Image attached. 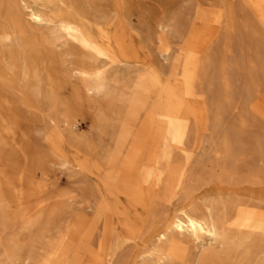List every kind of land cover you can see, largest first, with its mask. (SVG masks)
I'll list each match as a JSON object with an SVG mask.
<instances>
[{
	"label": "bare ground",
	"instance_id": "obj_1",
	"mask_svg": "<svg viewBox=\"0 0 264 264\" xmlns=\"http://www.w3.org/2000/svg\"><path fill=\"white\" fill-rule=\"evenodd\" d=\"M132 5L0 0V264H264V0H205L181 15L161 39L168 63ZM122 66L142 70L145 87L124 106L134 77L121 81ZM19 106L46 110L47 124ZM90 110L117 127L113 153L84 149ZM35 129L49 155L24 168L6 135ZM53 160L101 178L72 230H47Z\"/></svg>",
	"mask_w": 264,
	"mask_h": 264
},
{
	"label": "rangeland",
	"instance_id": "obj_2",
	"mask_svg": "<svg viewBox=\"0 0 264 264\" xmlns=\"http://www.w3.org/2000/svg\"><path fill=\"white\" fill-rule=\"evenodd\" d=\"M121 1L125 5L126 0ZM170 1L173 3L172 6H166L164 0H132V12L129 14L134 25L142 30L145 36L149 35L154 45L155 58L164 63L169 61L165 60L160 53L161 39L171 40L176 34L175 27L178 18L181 15H192L196 7L205 0ZM161 22L169 25L163 27ZM0 70H3L2 66H0ZM130 72L134 78L127 84V93L119 101L121 106H124L126 101L133 100L140 92L145 91V87L138 88L139 86H137L143 73L138 67L122 66L118 77L121 81H125ZM18 109L23 120L28 117L31 122L35 121L39 125L47 124L48 113L46 110L27 106H19ZM113 117L116 123L123 118L119 112H114ZM79 127L80 136L86 137V140L83 141L85 150L90 148V152L97 153L100 156L105 151H109V153L115 151L117 127H107L102 124L93 110H90L87 115L79 116ZM40 135V129L33 130L26 137H23L21 133H18L16 138L9 134L6 135L9 141L8 150L21 158L24 168L29 162L31 153L39 151L41 154L49 155L48 147ZM85 143L89 145V148L85 147ZM51 165L53 166L50 174L51 178L46 186L47 191L52 195L48 205V211L51 215L47 230L75 229L85 217L93 212L96 203L94 202L92 189L101 183V178L71 165L64 167L56 160H53ZM2 167L3 163L0 160V179L5 177ZM24 186L18 181L17 192L19 193ZM30 199L32 200L30 196L23 197L25 202H29ZM38 213L39 211L34 209L31 218H35ZM1 230L27 229L25 227H9Z\"/></svg>",
	"mask_w": 264,
	"mask_h": 264
}]
</instances>
